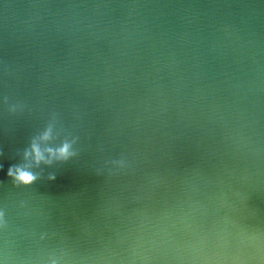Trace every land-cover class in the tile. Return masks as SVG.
Returning <instances> with one entry per match:
<instances>
[{
    "label": "water",
    "instance_id": "obj_1",
    "mask_svg": "<svg viewBox=\"0 0 264 264\" xmlns=\"http://www.w3.org/2000/svg\"><path fill=\"white\" fill-rule=\"evenodd\" d=\"M0 264H264V0H0Z\"/></svg>",
    "mask_w": 264,
    "mask_h": 264
},
{
    "label": "clouds",
    "instance_id": "obj_2",
    "mask_svg": "<svg viewBox=\"0 0 264 264\" xmlns=\"http://www.w3.org/2000/svg\"><path fill=\"white\" fill-rule=\"evenodd\" d=\"M44 138L47 139V134H45ZM31 147H32V152L34 153L35 156V162L39 163L43 159L41 149L35 144H33ZM47 151L50 154L52 153L51 149H48ZM55 154L58 155L60 158L66 159L67 156L69 155V145L67 143H64L56 151ZM25 155H27V153ZM7 175L13 179L14 184L24 185V186L32 184L36 179V176L24 166H15V168L10 167L8 169Z\"/></svg>",
    "mask_w": 264,
    "mask_h": 264
}]
</instances>
